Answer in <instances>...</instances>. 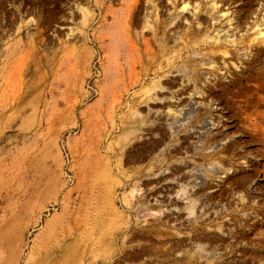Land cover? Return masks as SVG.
Here are the masks:
<instances>
[{
	"label": "rangeland",
	"instance_id": "obj_1",
	"mask_svg": "<svg viewBox=\"0 0 264 264\" xmlns=\"http://www.w3.org/2000/svg\"><path fill=\"white\" fill-rule=\"evenodd\" d=\"M94 258L264 264V0H0V264Z\"/></svg>",
	"mask_w": 264,
	"mask_h": 264
},
{
	"label": "bare ground",
	"instance_id": "obj_2",
	"mask_svg": "<svg viewBox=\"0 0 264 264\" xmlns=\"http://www.w3.org/2000/svg\"><path fill=\"white\" fill-rule=\"evenodd\" d=\"M186 71V70H185ZM136 111H138V110H136ZM135 111V112H136ZM137 113V112H136ZM134 115L135 116H137L135 113H134ZM139 115V114H138ZM209 122V121H208ZM209 124H210V122H209ZM208 126V125H207ZM100 147V146H99ZM109 161V160H108ZM101 162H102V158H100V157H98V159L96 160V162H95V164H96V167H98L97 169L99 170V172L100 171H102L101 170V166H100V164H101ZM108 164H109V162H108ZM107 167H108V165H107ZM114 168V167H113ZM90 169H92V167H90L89 168V170ZM96 170V169H95ZM106 170H109V169H106ZM94 171V170H93ZM95 173V175L96 176H92L91 177V179H89V180H91L92 181V183L93 184H102L101 185V187H99L100 185H98V187L96 188V189H94V190H92V192L94 193V194H96V195H99V196H101L104 192H106V193H109V195H110V200L109 201H114V188H112L113 187V181L112 180H109V179H106L107 181H103L104 179V177L102 178L101 176L102 175H100V173ZM104 172V170L101 172V174ZM104 174H105V172H104ZM103 174V175H104ZM107 175H105V176H108V174H110L108 171H107V173H106ZM129 177H130V175H128ZM110 177H113V176H110ZM108 178V177H107ZM111 179V178H110ZM131 179V178H130ZM128 180H129V178H128ZM136 180V179H135ZM133 183H129V181H128V183H129V185L128 186H130L131 187V192L129 193L130 195L129 196H132V195H134L136 192H138V188H139V186H137L136 184H137V181H133V179L131 180ZM139 184V183H138ZM140 185V184H139ZM138 187V188H137ZM101 189H103L104 191H102ZM141 194V193H140ZM136 196L138 195V194H135ZM128 196V193H125V192H123V200L124 199H126V198H128L129 197ZM130 198V197H129ZM139 199H140V197H139ZM127 201H129L128 199H126ZM125 200V202H127ZM140 201V200H139ZM141 203V202H140ZM145 203V202H144ZM143 204V203H142ZM188 213L189 214H191V215H193V212H194V209H195V207H194V205L193 204H195V200H188ZM113 205H114V203H113ZM134 205H136V204H131V202H129V203H126V207L125 208H127L128 210H130L129 209V207L132 209V208H135V210H137L138 211V207H135ZM134 206V207H133ZM139 206V205H138ZM114 212V209L113 208H110V210H109V215L110 214H112ZM141 212V211H140ZM105 213V212H104ZM107 213V212H106ZM114 217V216H113ZM135 226V225H134ZM111 225H110V227H107V230H112L111 229ZM146 227V226H145ZM139 228V227H138ZM144 228V227H143ZM143 230V229H142ZM137 231V230H136ZM104 232V228H103V223H101L100 222V220H99V217H98V215L95 213L94 215H92L91 217H90V220H88L87 221V223H86V227H85V237H86V239L88 240V242H87V246H88V249L90 250V251H93V250H95L96 248H98L99 247V244H101L104 240H106L105 238L102 240V235L100 234V233H103ZM177 245H179V244H177ZM165 259V258H164ZM176 261V260H175ZM88 264H96V259L94 258L93 260H92V262H90V263H88Z\"/></svg>",
	"mask_w": 264,
	"mask_h": 264
}]
</instances>
